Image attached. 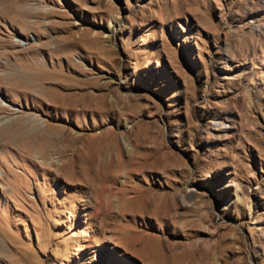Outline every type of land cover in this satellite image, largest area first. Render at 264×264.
<instances>
[{
	"label": "rangeland",
	"instance_id": "obj_1",
	"mask_svg": "<svg viewBox=\"0 0 264 264\" xmlns=\"http://www.w3.org/2000/svg\"><path fill=\"white\" fill-rule=\"evenodd\" d=\"M151 146L167 161L120 165ZM176 255L264 264V0H7L0 264Z\"/></svg>",
	"mask_w": 264,
	"mask_h": 264
},
{
	"label": "bare ground",
	"instance_id": "obj_2",
	"mask_svg": "<svg viewBox=\"0 0 264 264\" xmlns=\"http://www.w3.org/2000/svg\"><path fill=\"white\" fill-rule=\"evenodd\" d=\"M14 3H15V1H14ZM13 2L11 3V4H14ZM3 5H4V8L6 7V5H7V0H0V10L2 9V7H3ZM24 5V4H23ZM23 5H22V7H23ZM16 6L17 5H11V11H12V14H13V12L14 13H16V15L18 16V14L20 13L19 11H18V9L16 8ZM25 7V6H24ZM26 9V8H25ZM21 10V9H20ZM32 11V10H31ZM96 38H99V37H96ZM71 40V39H70ZM59 42V41H58ZM15 43H17V44H20L21 46H25L26 44H24L23 43V41L22 40H20V39H16L15 40ZM67 46V45H66ZM65 46V47H66ZM82 103V102H81ZM81 108V107H80ZM148 137V136H147ZM145 138V143L144 144H146V143H148V141H150V139L149 138ZM51 140H52V142H51ZM51 140H49V142H50V144H48V153H49V155L50 154H52L53 152H57V149H58V146H56V144L57 143H62L63 142V140L62 139H57L56 140V138H54V139H51ZM58 140H59V142H58ZM45 141H47V140H45ZM150 143V142H149ZM46 145V144H45ZM159 148V147H158ZM144 149L145 150H147L146 152H148L147 154H145L144 156H142V154H138V153H135V154H133L132 152H131V154L130 155H139V156H137V159H139L140 161H138L137 160V162L136 161H132V160H128V162H125L124 160H123V158L122 157H120L119 158V163H120V165H121V163L122 164H126V166H130V167H132V166H134V167H136V166H139V165H142V166H147L149 163H146V162H150V164L151 165H154V160H156V159H154V154L153 153H155L156 152V154H157V152L159 153V154H157V155H161L162 156V158H163V161L165 162V161H167V159H166V155L164 156L163 154H162V152L163 151H161V154H160V151H158V149L157 148H153L152 146L151 147H144ZM160 149V148H159ZM162 149V148H161ZM160 149V150H161ZM163 150V149H162ZM164 153V152H163ZM155 154V155H156ZM157 155H156V157H157ZM131 157V156H130ZM159 158V157H158ZM129 159V158H128ZM131 159H134V158H131ZM168 160H169V158H168ZM162 162V161H161ZM149 164V165H150ZM148 168V167H147ZM151 169H152V167H151ZM127 181L126 182H129V180L128 179H126ZM127 185H129V184H127ZM126 185V183H125V185H123V186H121V188L119 189V192L118 193H116V194H123L124 195V193H126L125 195H127V194H134L133 193V189L132 188H130V187H128ZM125 187H128V189L127 188H125ZM106 190V189H105ZM108 190H109V188H108ZM147 191H148V189H146ZM146 190H141V192H139V193H135L134 195H136V196H133V197H128L127 196V198L129 199V200H136V199H139V198H141V194H143L144 192H146ZM112 191H113V188H112ZM150 191H152V190H150ZM153 193V192H152ZM154 194V199H156L153 203H151V202H147L148 204L147 205H145V206H148V208L149 209H151V211H156V210H158V209H160L159 207L163 204V205H167V206H169V210H172V205L171 204H168L167 202H166V199H165V197L164 196H162V195H160V194H155V193H153ZM146 195H148V194H146ZM149 195H150V193H149ZM166 196V195H165ZM145 197H147V196H145ZM144 197V198H145ZM152 197V196H151ZM143 199V198H142ZM152 199V198H151ZM148 200V199H147ZM144 201V200H143ZM153 201V200H152ZM127 205V204H126ZM122 206V205H121ZM144 206V207H145ZM167 208V207H166ZM146 209V208H145ZM164 214H165V212H164ZM174 215V214H173ZM146 237V236H145ZM148 237V236H147ZM154 239V238H153ZM159 239V238H158ZM155 240H156V238H155ZM148 241H150V240H148ZM166 243V242H165ZM168 243H170V250H172V253L173 252H179L180 254H182L183 255V257H184V254L183 253H185V251H187V250H189L190 251V253L192 254V260L193 261H196L197 259H199L200 258V256L199 255H202V257L201 258H203L204 257V259H207L210 255H212L213 254V252H212V248L211 249H208L207 251L205 250V251H203L205 254H202L201 252H202V246H201V243L198 245V244H192L191 246H192V249L190 250V248H188V249H186L187 247L186 246H189V245H187V244H184V243H181V242H175V243H172V242H168ZM161 244V243H160ZM165 245H167V243L165 244ZM164 245V246H165ZM141 246H142V244H141ZM200 246H201V248H200ZM166 249L167 250H169L167 247H166ZM165 249V250H166ZM140 251V250H139ZM170 252V251H169ZM189 254V253H188ZM172 255V254H171ZM180 255H178V257H179ZM174 257H177V255L176 256H174ZM173 257V258H174ZM177 257V258H178ZM187 257V256H186ZM174 259H176V258H174ZM174 259H171L170 261L172 262V263H178L180 260V258H178V260L179 261H177V259L176 260H174ZM203 260V259H202ZM185 261H180V263L179 264H183Z\"/></svg>",
	"mask_w": 264,
	"mask_h": 264
}]
</instances>
